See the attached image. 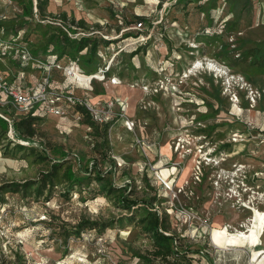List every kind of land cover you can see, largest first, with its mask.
<instances>
[{"label":"rangeland","instance_id":"374dc122","mask_svg":"<svg viewBox=\"0 0 264 264\" xmlns=\"http://www.w3.org/2000/svg\"><path fill=\"white\" fill-rule=\"evenodd\" d=\"M28 8L29 0H0V40L11 44L10 52L0 58L2 72L9 79L16 77L18 63H13L11 57L12 50L17 49L25 89L35 91L45 75L50 76L57 90L73 91L78 96L88 90L94 94L104 89L97 78L86 82L68 76L69 67L63 63L52 68V61L35 55V59L22 62L24 50H30L24 32L28 30L29 38L36 41V23L64 27L63 12L67 13L68 23L73 18L84 19L87 27L77 28L78 32L112 40V45L102 49L104 65L100 67L113 65L105 76L116 77L120 83L107 88L103 97L122 91L125 108L116 105L115 110L134 114L137 125L128 131L124 119L114 116L108 125L106 143L105 124L98 130L86 126L73 109L67 116L45 114L37 121L32 140L21 150L16 144L23 143L1 122L0 264H169L159 258L147 261L146 258L153 259L154 246L141 225L143 211L140 206L134 211L120 206L102 190L98 175L112 179L116 186L129 182L134 197H152L157 213L168 215L169 230L181 238L182 249H201L189 254V264H255L264 251V200L257 201L259 208L254 212L238 209L218 201L207 179L188 185L182 192L177 187L173 191L164 189L151 166L158 165L166 175L158 152L164 145L163 131L170 129V122L178 124V111L172 108L169 97L162 93L143 96L141 89L135 90L137 102L131 110L128 95L140 85L152 83L158 76V67L165 75L166 65L161 62L164 56L176 62L175 73L185 71L194 60L213 59L263 89L264 75L253 71L241 55L264 40V0H217L211 23L199 4L189 0H32V15L27 14ZM139 22L142 31L137 27ZM162 23L164 31L159 26L150 29L149 24ZM11 25L23 28L17 34L5 35V27ZM146 30L147 35L139 34ZM125 34L133 35L123 37ZM194 77L206 100L219 107L217 116L205 121L221 122L216 128L223 134L219 139L227 138L236 128L251 134L234 146L231 162L246 163L251 174L257 172L253 183L264 192V93L254 108L263 118L261 123L245 129L222 92L221 80L206 69H200L191 76ZM117 85L123 86L120 89ZM243 94L244 109L249 102ZM33 108L32 111L39 109L36 105ZM141 135L155 143L146 149L138 147L135 140ZM41 147L47 149L46 156ZM166 148L167 145L162 150ZM61 158L59 181L47 184L42 193L35 191L37 183L25 191L9 189L11 182H38ZM79 177H85L84 181H75ZM181 205L186 210L182 211ZM248 218L251 229L241 237L234 229L242 228L240 224ZM228 225L229 230L225 227Z\"/></svg>","mask_w":264,"mask_h":264},{"label":"built area","instance_id":"2783aa9c","mask_svg":"<svg viewBox=\"0 0 264 264\" xmlns=\"http://www.w3.org/2000/svg\"><path fill=\"white\" fill-rule=\"evenodd\" d=\"M141 25L142 22H139L137 26L140 29L139 31H142ZM69 34L72 36L88 35L84 32ZM10 47L11 44L8 41L0 40L1 50L10 51ZM22 59V62L25 63L30 59H35V56L26 48L22 54ZM208 60H203L201 67H196L195 63H191L182 73H175L177 64L174 61H169L166 68H164V70L167 69L165 75L162 74L163 69L158 67V76L153 82L150 83L149 81L138 88L142 90L143 96L162 93L166 97H169L173 102L172 108L178 111L175 118V121H178V124H176L178 131L168 143L161 145L163 147L167 145L166 150H162V147L158 152L159 160L166 170V175L163 176L162 169H159L160 167L155 163L151 168L166 190L173 191L177 187V191L182 192L185 191L188 185L200 184L207 179L218 201L230 203L241 210H251L254 212L255 208H259L257 201L264 200V192L257 183H253L256 180L255 175L259 174L257 172L251 174V169L246 163L231 162L234 146L242 141H246L245 139L251 134L240 128H236L227 138L222 139H217L213 135L205 133H196L195 131L198 128L205 127V122L197 120V113L194 110L176 104L174 95L178 91V87L187 79L196 75L200 69H206L213 74V77L221 80L223 94L231 102L232 108L239 114L243 108L242 93H245V95L243 94L244 98L249 102L248 108L254 109L257 106V101L264 93V88L256 87L244 75L231 71L226 65L220 64L213 59L210 60L219 64L218 69L205 67L204 64H207ZM39 62L44 64L42 60ZM60 66L61 63L52 61V68ZM109 66L110 64L100 67L92 75L79 73L71 66L68 68L67 74L79 80L91 78L100 80L101 78L103 87L107 89L106 82L112 81V84L120 83V80L116 77L107 78L105 76ZM120 97L112 96L109 99L93 102L84 96L75 95L73 91L64 92L57 90L56 87H52L49 75L41 78L35 91L23 93L19 89L10 87L7 80L0 73V118L7 123L13 135L17 117L32 112L35 105H45L46 113L65 115L69 112L72 105L80 104L86 108L98 124H110L112 118L119 115L120 118L124 119L126 129L133 131L137 125L135 118L123 113L121 110H115L116 105L120 109L125 108L126 102ZM200 102L202 101H196L197 104ZM198 110L202 109L199 108ZM74 114L77 119H82L79 111H76ZM243 122L245 129L247 127H254V123L251 120ZM143 136L141 135L136 138V144L143 149H146V147L150 148L151 143L154 144L155 142ZM262 140L264 141V137ZM19 141L27 145L30 143V141L22 139H19ZM226 144H229V146L224 147ZM241 152L242 150L239 151V153ZM151 161L152 159L150 163ZM181 178L182 181L179 183ZM180 209L182 211L186 210L184 205H181ZM165 233L170 234L171 231Z\"/></svg>","mask_w":264,"mask_h":264},{"label":"trees","instance_id":"16d2710c","mask_svg":"<svg viewBox=\"0 0 264 264\" xmlns=\"http://www.w3.org/2000/svg\"><path fill=\"white\" fill-rule=\"evenodd\" d=\"M194 1L199 4L200 10L205 14L208 23L212 21V10L216 7L217 0H189ZM41 7V3L39 4ZM27 14L32 15V0H29V8L27 10ZM62 23H64V27L61 26H53L49 24H40L36 23V29L39 33V38L36 41H33L29 38L30 32L27 30L24 32V39L28 42L30 47V51L33 55L46 59L48 62L57 61L59 63L65 64L68 67H74V69L85 75H92L98 71L100 66L103 64L102 59V49H105L109 45H112V40H106L97 36L90 35H81V36H72L69 33L75 34L78 32L77 28L86 29L87 23L84 19H79L75 21L73 18L71 23H68L67 13L63 12L61 14ZM141 21L144 20L143 17H140ZM13 24V23H11ZM150 29L154 27L164 31L165 24L159 25H151ZM23 25H19L14 27L11 25L10 27H5L4 34L7 35L9 33L17 34L19 29H22ZM202 32H206L203 30ZM143 33V35H147V31L139 32V34ZM196 33V32H195ZM128 35L133 34H125L126 37ZM13 49V48H12ZM8 50L0 52V58L2 56L8 54ZM106 52V51H105ZM136 53V52H135ZM107 54V52H106ZM241 57L243 60H248L249 65L252 67V70L264 75V40L258 42L256 45L246 49L242 52ZM18 53L17 49L12 50V61L13 63H18V70L16 72V77L13 79H9L7 75L2 72L3 64L0 61V73L7 80L10 87L19 89L23 93H28L32 90L25 89V84L21 80L22 72L19 61L17 60ZM164 60L161 61L165 65L168 64L170 58L167 56L163 57ZM104 65V64H103ZM113 66V65H112ZM110 66V68H112ZM154 71H156L154 69ZM20 75V76H19ZM247 79V78H246ZM248 80V79H247ZM249 81V80H248ZM251 82V81H250ZM252 83V82H251ZM253 84V83H252ZM52 85V84H51ZM52 87H56V85H52ZM95 93H103L102 90H97ZM197 100H200L199 104L196 103ZM174 101L176 104L180 106H184L188 109L194 110L197 113L198 121H206L212 117L217 116V111L219 107L214 105L211 102L206 100V97L203 94L202 88L197 84L196 77L187 79L183 84L178 87V91L174 95ZM39 109L29 112L26 115H20L17 117L15 126H14V135L17 139H22L26 141H31L32 137L35 133V127L37 125V121L40 118H43L44 113L46 112L45 105H39ZM202 110H198V109ZM73 109L75 112L79 111L82 115L83 121L88 126H93L98 130L100 128V124H98L86 110V108L80 104H74L71 106L70 110ZM69 110V112H70ZM43 113V114H41ZM258 109H249L242 108V110L238 114V118L247 121L251 120L255 125V119L259 117ZM215 119V118H214ZM1 122L6 123L3 119L0 118V127L2 125ZM221 123V122H220ZM219 122L207 123L205 122V127L198 128L196 133H205L208 135H216V138L222 137L221 132H217L216 128L221 125ZM7 124V123H6ZM109 124H105L104 129V137L103 140L107 143V129ZM253 127V128H254ZM219 136V137H218ZM222 139V138H221ZM17 147L21 150L26 148L25 144H16ZM229 146V144L224 145V147ZM41 153L46 156L47 149L45 147L40 148ZM62 159H58L53 164V167L44 172L42 177L38 182L34 181H24L22 183L19 182H11L9 189L11 191H18L19 189L27 190L28 186H32L37 183L35 191L37 193H42L43 189L46 188L47 184L54 185L59 181V167L62 165ZM101 181L102 190L109 196H112L114 200L123 208L128 209L130 211H134V209L140 206L141 210V225L145 232L150 234L153 250L151 254L152 258H146L148 262L152 263L154 259H162L165 260L169 264H182L185 260L187 264L191 263L189 254L199 253L201 249H182V244H179L181 241L180 237H177L173 232L170 234H166L165 232L170 231L168 226V215H159L157 210L155 209V205L152 201V197L148 198H137L132 196L131 185L130 183H124L121 186H116L112 179H104L101 175L97 176ZM85 177L76 178L75 181L83 182ZM105 180V181H104ZM75 183V182H73ZM154 209V210H153ZM206 257H209L206 254Z\"/></svg>","mask_w":264,"mask_h":264},{"label":"crops","instance_id":"0c3cea01","mask_svg":"<svg viewBox=\"0 0 264 264\" xmlns=\"http://www.w3.org/2000/svg\"><path fill=\"white\" fill-rule=\"evenodd\" d=\"M108 59H106V61H107ZM113 61V60H112ZM112 63V62H111ZM110 66H112L111 64H110ZM144 74V73H143ZM92 79H94V78H91V79H87L86 80V82H89V81H91ZM99 80V79H98ZM100 82H101V80H99ZM102 83V82H101ZM103 86V85H102ZM120 86H123V85H117V87H119L120 88ZM110 87H112V84H108L107 83V88H109L110 89ZM121 89V88H120ZM135 90H139V89H134L132 92H131V95H128V96H130V98H131V100H130V109L132 110V106L133 105H135L136 104V100H134L135 99ZM101 91V90H100ZM107 90L104 88V89H102V92L103 93H94V94H91L92 92L90 91V90H88L87 92H85V94H82L84 97H86L87 99H90L91 101H93V102H96V101H98V100H104V99H109V98H111V97H109L108 95H107V97L108 98H106V97H103V95L104 94H106L107 92H106ZM122 92V91H121ZM120 91H118V93H117V95H116V97H120L121 95H122V93H121ZM140 92V91H139ZM121 98V97H120ZM41 114H43V113H41ZM45 114L46 115H48V114H52V113H44V116H45ZM69 114V112L67 113V114H65V116H67ZM55 115V114H54ZM132 117H135L134 116V114H133V116ZM262 117L261 116H259L257 119H255V123H257V125L259 124V123H261V121H262ZM87 126V125H86ZM168 128H170L169 130H166V131H163V135H164V145L166 144V143H168V141L169 140H171L172 138H173V136L177 133V131H178V128H177V125H176V123H174V122H170V124H168Z\"/></svg>","mask_w":264,"mask_h":264},{"label":"bare ground","instance_id":"6f19581e","mask_svg":"<svg viewBox=\"0 0 264 264\" xmlns=\"http://www.w3.org/2000/svg\"><path fill=\"white\" fill-rule=\"evenodd\" d=\"M209 62L206 64L207 65V67H209V68H214V69H218V67H219V64H217V63H215V62H213V61H211V60H208ZM201 62H203L202 60H199V59H197V60H194V63L197 65V66H201ZM203 65V64H202ZM108 84H112V81H109L108 82ZM115 84H119V83H115ZM113 85V84H112ZM161 168H163L162 166H161ZM163 174V173H162ZM164 176V175H163ZM219 217V216H218ZM219 223L218 224H220V221H218ZM222 225V224H221ZM231 225V224H230ZM234 226H236V225H234ZM240 226L242 227V228H235L234 230H235V232L239 235V236H241V237H246L247 235H248V232L250 231V229H251V220L248 218L247 219V221H243L241 224H240ZM228 230H229V225L228 226H225ZM209 235L211 236V231L209 232ZM211 241L215 244V245H217L214 241H213V239H211ZM218 246V245H217ZM228 246V245H227ZM263 261H264V251H262L260 254H259V256L256 258V260H255V264H263Z\"/></svg>","mask_w":264,"mask_h":264}]
</instances>
